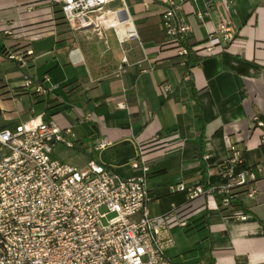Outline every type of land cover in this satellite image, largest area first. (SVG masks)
I'll return each mask as SVG.
<instances>
[{"label": "crops", "instance_id": "1", "mask_svg": "<svg viewBox=\"0 0 264 264\" xmlns=\"http://www.w3.org/2000/svg\"><path fill=\"white\" fill-rule=\"evenodd\" d=\"M162 1L111 3L126 9L138 35L120 43L117 32L122 36L126 24L117 32L68 30L56 24L60 7L52 0H0L2 45L25 60L21 65L0 54V130L36 117L54 119L71 128L77 145L56 144L55 158L76 168L95 160L124 179L138 174L131 161L141 151L148 165L149 215L192 207L188 224L175 235L171 229L175 243L165 253L172 264H264V0H184L178 17L202 43L201 58L187 75L175 48L165 43ZM223 23L234 37L226 44L218 37L207 53L210 34ZM42 57L29 77L45 92L21 90L22 69ZM101 138L110 144L95 150ZM204 142L211 148L206 161ZM229 144L240 151L232 171L255 175L248 186L256 194H238L242 206L233 208L245 219L221 210L213 197L189 199L188 189L204 178L214 187L227 183L210 165L230 157ZM77 154L84 163L68 161Z\"/></svg>", "mask_w": 264, "mask_h": 264}, {"label": "built area", "instance_id": "2", "mask_svg": "<svg viewBox=\"0 0 264 264\" xmlns=\"http://www.w3.org/2000/svg\"><path fill=\"white\" fill-rule=\"evenodd\" d=\"M52 1L59 5L71 29L116 30L107 9L116 0ZM183 1H162L165 43L178 55L187 54L179 41L191 31L177 14ZM124 16V34L120 37L116 31L120 43L138 38L126 11ZM218 37L226 44L234 35L225 23L219 25L204 47L207 53H213ZM7 57L25 64L23 54L9 52ZM22 77L21 90L45 92L29 76ZM163 89L170 91L168 85ZM81 117L92 119L91 114ZM253 120L257 126L262 125L257 116ZM59 143L73 148L74 133L54 119L36 117L0 130V264H172L165 253L175 243L171 229L188 224L192 207L187 203L164 214L149 215L148 165L142 152L131 161L138 174L124 179L95 160L76 168L55 158L53 150ZM109 144L108 139L101 138L94 148L103 150ZM206 148L211 151L208 144ZM229 151L223 167L217 166L220 176L227 179L217 188V193L223 194L224 207L230 206L239 190H244L247 197L257 192L256 187L248 186V180L255 179L254 173L231 169L240 160V151L233 144H229ZM210 157L205 154L203 159ZM214 189L212 185L204 188L196 184L188 189L189 199L214 198ZM232 214L246 218L233 209Z\"/></svg>", "mask_w": 264, "mask_h": 264}, {"label": "trees", "instance_id": "3", "mask_svg": "<svg viewBox=\"0 0 264 264\" xmlns=\"http://www.w3.org/2000/svg\"><path fill=\"white\" fill-rule=\"evenodd\" d=\"M55 5H57V4L55 3ZM54 18H55V22H56L57 25H67L65 20H64V17L62 15V13H61L60 8H58V7L54 10ZM2 38L3 37L0 34V54H2L3 56H6V55H8V52L5 50V47L2 45ZM201 44L202 43H198V42L194 41L191 35H187L183 40L179 41V45L186 47L187 51H188L187 54H185V55L176 54L174 56V58L178 59L179 62L183 63V74L184 75H187L189 73V68L194 63H196V62H198L200 60L201 55L198 52L199 49H200L198 46H200ZM74 147L77 148V145H75ZM205 154L211 155V151L207 150L206 144L204 142V145L202 147V153H201V159L203 161H205L203 159V156ZM224 163L225 162L214 163V164H211L210 167L219 166V169H221L223 167ZM146 176H148V174ZM201 185L204 188H207L208 186H211L208 182H206L205 178H204V181H203V183ZM217 188L218 187H215L213 195H214V199H215L218 207L221 210H231V209H233L235 207H241L242 206L238 196L236 198H233L230 201V206L229 207L222 206L221 198H222L223 194H218L217 193ZM243 192H244V190L237 191L238 194L243 193Z\"/></svg>", "mask_w": 264, "mask_h": 264}, {"label": "rangeland", "instance_id": "4", "mask_svg": "<svg viewBox=\"0 0 264 264\" xmlns=\"http://www.w3.org/2000/svg\"><path fill=\"white\" fill-rule=\"evenodd\" d=\"M109 8V7H108ZM123 25H125V23H122V24H119L118 26H123ZM65 26V29H68V30H70L71 28H69L68 26H66V25H64ZM34 48H35V53L36 54H38L39 52L38 51H40V47L39 46H37V43H34L33 45H32ZM45 60V58H39V59H36L35 60V64L33 65V66H31V67H25V68H23L22 69V72H23V74L22 75H27V76H30L33 72H35V68H36V66H37V63L39 64V63H41L42 61H44ZM22 79H23V77H22ZM58 156L59 157H61V154L60 153H58ZM77 156V158H73V159H71V160H68L70 163H77V164H82V163H84L85 162V159H84V157H82V156H80V155H76ZM179 229H182L181 227H179V226H174L173 227V230H175L174 231V235H175V232L177 231V230ZM174 235H173V237H174ZM193 235H195V234H193ZM192 235V236H193Z\"/></svg>", "mask_w": 264, "mask_h": 264}, {"label": "bare ground", "instance_id": "5", "mask_svg": "<svg viewBox=\"0 0 264 264\" xmlns=\"http://www.w3.org/2000/svg\"><path fill=\"white\" fill-rule=\"evenodd\" d=\"M107 9H108V14L111 16L112 21L116 22L115 27L118 26L119 24L124 23V17H125L124 14H125V10H126L125 8H123L121 6H116V7H109ZM129 26H131V25H129Z\"/></svg>", "mask_w": 264, "mask_h": 264}]
</instances>
